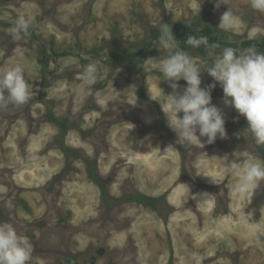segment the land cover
Returning a JSON list of instances; mask_svg holds the SVG:
<instances>
[{"label":"rangeland","instance_id":"rangeland-1","mask_svg":"<svg viewBox=\"0 0 264 264\" xmlns=\"http://www.w3.org/2000/svg\"><path fill=\"white\" fill-rule=\"evenodd\" d=\"M215 3L0 0L8 25H0V67L23 66L37 92L0 109V223L30 240L28 264H264V182L240 196L222 159L236 152L264 161V145L223 104L218 84L211 102L223 111L226 138L177 144L160 106L173 91L158 80L164 53L157 43L143 51L149 30L165 23L172 32L176 24L208 26L222 43L254 41L264 52V12L250 0ZM227 8L243 22L232 31L218 28ZM20 15L28 33L11 31ZM122 51L143 52L113 66L110 55ZM91 63L97 78L89 86L81 73ZM200 78L202 88L214 83L207 72ZM204 192L215 202L200 201Z\"/></svg>","mask_w":264,"mask_h":264},{"label":"clouds","instance_id":"clouds-1","mask_svg":"<svg viewBox=\"0 0 264 264\" xmlns=\"http://www.w3.org/2000/svg\"><path fill=\"white\" fill-rule=\"evenodd\" d=\"M251 7L264 12V0H250ZM223 0H216L219 8ZM241 18L231 9L221 15L218 28L232 31L242 24ZM30 21L23 15L15 20L12 32L28 33ZM158 50L164 53L160 61L158 80L169 82L172 93L162 95L160 106L167 117L170 129L176 134V143L184 146L204 147L213 144L219 138H226L223 111L212 104L211 91L218 84L223 90L222 102L232 107L247 121V131L255 144L264 145V52L251 46L245 49L225 47L219 51L216 44H209L206 36L189 35L186 44L193 49L203 46L208 58L193 56L180 50L179 42L174 38L171 25L159 24ZM25 69L20 64L0 67V109L8 104L22 105L37 95L36 89L24 77ZM213 79L214 83L201 87V72ZM97 67L91 63L81 73L84 82L91 86L96 83ZM186 82V87L179 91L178 81ZM182 113V116L179 114ZM206 141L202 142L201 138ZM173 149L170 145L166 150ZM226 159L227 171L237 177L233 191L240 196L249 195L264 182V161L253 160L250 155L241 159V154L234 152L233 158ZM185 186V185H182ZM186 187V186H185ZM200 201L215 202L216 195L198 194ZM33 252L30 240L18 234L12 223H0V264H28Z\"/></svg>","mask_w":264,"mask_h":264},{"label":"trees","instance_id":"trees-1","mask_svg":"<svg viewBox=\"0 0 264 264\" xmlns=\"http://www.w3.org/2000/svg\"><path fill=\"white\" fill-rule=\"evenodd\" d=\"M203 20H204V18H203ZM0 25L3 27L8 26V25H5L1 22H0ZM172 33L174 35V38L179 41L180 50H183L186 52L193 50L196 53H198L204 57L207 55V52L203 46H201L200 48L193 49L186 44V39L189 35H193L196 37L206 36L208 38L209 44L224 45L226 47H233V48H237V49L245 48L247 46L251 47V46H253L252 44H254V41L253 42L248 41V42H243V43L238 44V45H227L226 43H222L219 40V38L217 37L214 30L208 26H205L201 30L197 31V29H192L186 24H176L173 27ZM159 35H160L159 29H150L149 30V36H148L150 42L148 44L144 45L143 51L148 50L153 43H156V41L159 38ZM143 51H138L135 53H129L128 51H122L121 53L114 52L110 55L109 60L113 66L128 65V64L134 62L136 58L140 57ZM65 55H66V53H62L60 56L64 57ZM46 59H47V57H46V55H44L43 60L45 61L44 62L45 66L48 64ZM50 120L52 122L56 123L55 119H50ZM92 180L95 181V183H97L98 186L101 188V181L99 180L98 177L94 176L92 178ZM154 202L155 201L153 198L152 199L148 198V199H145V201H144V203H147L151 207H154V204H153Z\"/></svg>","mask_w":264,"mask_h":264},{"label":"bare ground","instance_id":"bare-ground-1","mask_svg":"<svg viewBox=\"0 0 264 264\" xmlns=\"http://www.w3.org/2000/svg\"><path fill=\"white\" fill-rule=\"evenodd\" d=\"M149 235V234H148ZM124 251V250H123Z\"/></svg>","mask_w":264,"mask_h":264}]
</instances>
